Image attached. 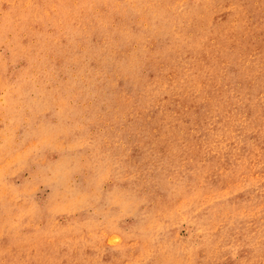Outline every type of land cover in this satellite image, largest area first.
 I'll return each instance as SVG.
<instances>
[{"label": "rangeland", "instance_id": "obj_1", "mask_svg": "<svg viewBox=\"0 0 264 264\" xmlns=\"http://www.w3.org/2000/svg\"><path fill=\"white\" fill-rule=\"evenodd\" d=\"M0 264H264V0H0Z\"/></svg>", "mask_w": 264, "mask_h": 264}]
</instances>
